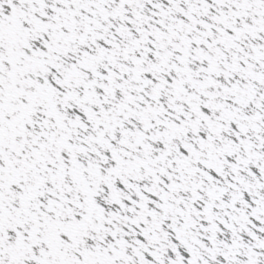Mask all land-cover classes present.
Returning a JSON list of instances; mask_svg holds the SVG:
<instances>
[{
  "label": "snow or ice",
  "instance_id": "6c2138e0",
  "mask_svg": "<svg viewBox=\"0 0 264 264\" xmlns=\"http://www.w3.org/2000/svg\"><path fill=\"white\" fill-rule=\"evenodd\" d=\"M0 264H264V0H0Z\"/></svg>",
  "mask_w": 264,
  "mask_h": 264
}]
</instances>
